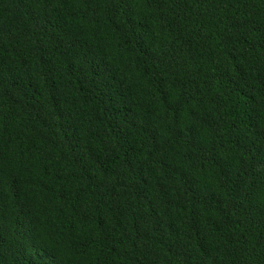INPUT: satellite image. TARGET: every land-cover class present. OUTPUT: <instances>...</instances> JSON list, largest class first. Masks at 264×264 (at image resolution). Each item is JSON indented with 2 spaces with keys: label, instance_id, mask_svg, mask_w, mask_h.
<instances>
[{
  "label": "trees",
  "instance_id": "1",
  "mask_svg": "<svg viewBox=\"0 0 264 264\" xmlns=\"http://www.w3.org/2000/svg\"><path fill=\"white\" fill-rule=\"evenodd\" d=\"M0 264H264V0H0Z\"/></svg>",
  "mask_w": 264,
  "mask_h": 264
}]
</instances>
